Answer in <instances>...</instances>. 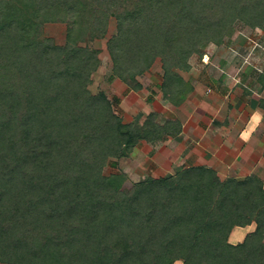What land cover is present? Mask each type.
Here are the masks:
<instances>
[{
	"label": "trees",
	"instance_id": "obj_1",
	"mask_svg": "<svg viewBox=\"0 0 264 264\" xmlns=\"http://www.w3.org/2000/svg\"><path fill=\"white\" fill-rule=\"evenodd\" d=\"M63 1L0 0V261L264 264V183L257 176L222 180L197 166L125 191L123 175L104 174L107 160L131 155L154 123H125L105 93L90 92L100 61L74 45L81 32L58 46L32 27L30 18L53 20ZM78 3L88 18L77 24L88 37L110 17L118 22L110 78L139 91L159 58L168 102L187 92L177 70L191 69L188 59L202 54L203 42L223 44L237 21L264 30V0ZM254 220L257 231L230 243L235 226Z\"/></svg>",
	"mask_w": 264,
	"mask_h": 264
},
{
	"label": "crops",
	"instance_id": "obj_2",
	"mask_svg": "<svg viewBox=\"0 0 264 264\" xmlns=\"http://www.w3.org/2000/svg\"><path fill=\"white\" fill-rule=\"evenodd\" d=\"M226 71L216 70L217 76L214 73L210 78L211 94L203 87H194L185 77L187 92L169 102L160 94L164 111L155 112L154 130L145 129L141 141L149 147L151 172H158L153 178L201 166L213 169L222 180L257 176L264 183V96L259 93L264 90V81L260 73L232 80ZM256 86H260L259 91ZM257 228L255 220L235 226L230 242H243ZM260 239L264 242V233Z\"/></svg>",
	"mask_w": 264,
	"mask_h": 264
},
{
	"label": "rangeland",
	"instance_id": "obj_3",
	"mask_svg": "<svg viewBox=\"0 0 264 264\" xmlns=\"http://www.w3.org/2000/svg\"><path fill=\"white\" fill-rule=\"evenodd\" d=\"M14 2L16 0H13ZM61 5V9L53 13L55 14L53 20L48 21L43 17H37L30 18L28 21L33 24L32 27L37 29L36 31L41 33L42 39H50L58 46H66L72 38L76 37L77 31L79 36L82 33L83 36L81 35V38L77 39L76 37L77 41L74 45L89 47L98 53L100 61L99 67L88 85L90 92L93 95L105 93L113 103L112 107L115 114L121 116L125 123L133 122L144 125L148 120H152L155 123V112L164 111L158 99L161 94L159 87L163 82L164 74L160 59L158 58L150 70L145 73V77L141 78L143 88L139 91L129 88L125 81L118 77L110 78L113 71V61L111 60L109 47L112 39L118 34L116 18L110 17L106 27H103L102 30L99 29L100 34L97 35L96 33L93 37H88V30H84L83 25L80 26L83 21H87L88 16L78 13L81 8L78 0H65ZM79 21L80 24L78 26L77 23ZM200 51L202 54L194 53L189 57L188 64L191 67L189 71H177L186 78L187 82L188 80L192 82L194 87L199 89L203 87L207 94H211L212 90L208 88V84L216 70L219 72L222 69L224 71L227 70L226 76L232 80L234 77L240 78L242 74L252 77L256 73L263 72L264 30L259 28L251 29L243 22L237 21L229 28L223 44L218 45L214 42L206 41L202 43ZM221 64L223 68H221ZM215 76H217L216 73ZM250 80L252 78L248 79V81ZM255 90L259 91L260 86H256ZM261 90L259 93L264 96V90H262L263 92ZM138 112H141V115H137L139 114ZM140 144H142L140 146L142 150L137 147L129 156L112 157L107 160L104 166V174L106 176L123 175L122 190L129 191L137 183L148 180L158 174V172H151L152 167L150 164L153 161L151 155H149V147L142 142ZM140 152L147 155H141ZM0 264L7 263L0 261ZM171 264H184V260L179 258Z\"/></svg>",
	"mask_w": 264,
	"mask_h": 264
}]
</instances>
